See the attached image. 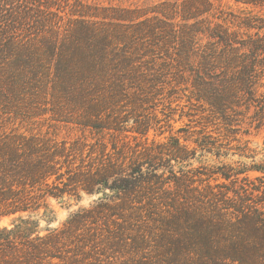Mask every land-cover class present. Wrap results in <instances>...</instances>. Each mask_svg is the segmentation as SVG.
<instances>
[{"label":"rangeland","instance_id":"rangeland-1","mask_svg":"<svg viewBox=\"0 0 264 264\" xmlns=\"http://www.w3.org/2000/svg\"><path fill=\"white\" fill-rule=\"evenodd\" d=\"M58 5L63 12L50 15L49 23L58 24L60 37L73 32L113 40L118 35L131 37L137 50L148 52L147 62L157 67L175 64L189 37L196 42L193 56L216 42L214 33L227 32L264 47V0H59ZM84 43L81 35L80 44ZM8 61L0 65V164L7 143H50L66 147L67 157L60 159L59 179L53 177L28 193L27 212L4 216L5 207L0 205V241L22 236L25 243L0 249L6 259L16 264H168V260L184 264V257L171 260L175 252L167 246L170 237L182 242L189 224L181 220L177 228L172 212L158 205L157 198L153 211L147 205L125 206L138 197L140 187L154 181L163 193L173 195L176 187L171 181L188 180L192 195L228 189L248 193L252 200L264 199V111L259 128L258 121L250 118L254 108L246 118L241 113L235 124L226 125L207 106L191 99L190 84L175 87L168 75L161 77L164 84L158 85L154 97L138 95L125 82L115 107L111 101L117 93L56 92L58 84L43 79L16 85ZM260 61L258 96L264 94V53ZM136 98L148 103L137 107ZM93 108L101 112L100 119L87 114ZM89 117L105 128L83 125ZM110 118L119 121L117 131L107 128ZM176 149L183 153L182 160L171 157ZM146 157L152 166L146 164ZM131 184L136 192L127 197L124 187ZM223 207L219 206L228 213ZM203 214L213 213L204 208ZM222 215L226 222L228 216ZM169 223L174 229L168 228ZM12 229L15 233L10 235L7 230ZM235 235L226 232L212 238L235 242ZM164 238L169 241L164 243ZM33 247L41 250L38 258ZM167 249L170 255L164 258ZM250 256L247 262L224 259L215 264H255L256 255L250 252ZM256 264H264V259Z\"/></svg>","mask_w":264,"mask_h":264},{"label":"trees","instance_id":"trees-1","mask_svg":"<svg viewBox=\"0 0 264 264\" xmlns=\"http://www.w3.org/2000/svg\"><path fill=\"white\" fill-rule=\"evenodd\" d=\"M58 1L0 0V25H3L0 31V65L5 59L9 60V74L16 85H32L43 79L58 84V88H54L56 92L87 91L92 95L108 91L111 96L117 93L111 101L115 106L118 98L123 96L125 82L138 95L144 93L148 97H154L160 90L158 85L164 84L161 77L168 75L176 82L175 87L190 84L191 99L207 106L226 125L235 124L236 117L241 113L246 118L254 108L255 115L250 118L254 122L258 121L256 128L261 126L264 94L258 96V92L259 71L263 69L260 59L264 47L260 43L254 40L239 41L236 36L227 32L214 33L212 37L216 42L193 56L195 51L192 49L196 42L189 37V40L182 43L180 53L175 57V64H165L158 68L147 62L148 52L137 50L138 43L131 37L128 39L124 35H118L113 40V37H100L95 33L76 32L60 37L58 24L51 21L49 23L50 15L63 12ZM81 35L85 40L83 45L80 44ZM133 103L140 107L148 102L136 98ZM100 113L94 108L87 112L98 119ZM92 117L82 124L105 128L93 123L95 120ZM118 124L117 119L110 118L107 128L117 131ZM199 145L207 149V143ZM1 153L0 205L5 207L4 216L27 212L28 193L42 188L53 177L59 179L63 175L60 159L67 157L66 147H56L50 143H7ZM171 154L174 159H183V153L178 149L172 150ZM149 159L145 158L146 164L151 165ZM92 182L94 181H88L91 183L89 186L94 185ZM171 184L176 187L173 195L167 191L163 193L161 185L150 181L145 187H140L143 190L130 205L128 202L124 203L128 208L132 203L147 205L153 211L157 198L158 205L172 212L170 217L175 219L177 228H181L178 222L187 221L190 232L184 235L182 242L172 241L173 238L170 237L167 247L173 248L175 252V258L171 260L179 261L184 257V264H215L224 259L247 262L251 260L250 252L256 255L255 264L256 260L264 259V199L258 197L252 200L248 193H232L228 189L219 194L211 191L205 195L202 192L192 195V189L187 185L188 180H175ZM124 188L127 197L134 195L132 184ZM231 194L233 199L228 197ZM204 200L211 201L215 206L205 205ZM201 205L212 211V216L204 215ZM219 206H224L223 210L228 213L221 211ZM128 208L122 207L121 210L125 212ZM113 212L114 209H111V214ZM222 213L228 216L226 222ZM171 224L167 225L168 228L174 229ZM16 228L17 225L14 226ZM14 229L7 232L14 234ZM226 232L236 234V241L222 243L212 238V234L222 236ZM7 238L0 241V249H11L17 244L25 245L23 239H20L22 236H18L15 241L10 240L12 237ZM167 241L168 238H164L163 242ZM32 251L33 256L38 258L40 248L33 247ZM164 254V258L168 257L169 249ZM16 262L18 261L8 260L5 255H0V264ZM165 263L172 264L170 260Z\"/></svg>","mask_w":264,"mask_h":264}]
</instances>
